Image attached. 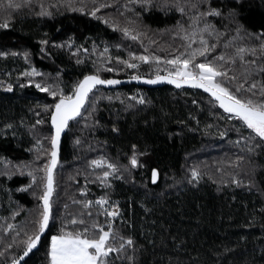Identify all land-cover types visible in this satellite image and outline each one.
<instances>
[{
	"label": "trees",
	"instance_id": "trees-1",
	"mask_svg": "<svg viewBox=\"0 0 264 264\" xmlns=\"http://www.w3.org/2000/svg\"><path fill=\"white\" fill-rule=\"evenodd\" d=\"M209 3L222 10L208 20L215 31L203 33L215 47L196 60L225 72L216 79L234 94L259 102L264 99V0ZM94 6L96 16L79 10ZM233 8L236 14H229ZM193 12H144L135 0H0V21L9 22L0 27V52L8 53L0 56V264L22 255L43 210L50 117L59 92L51 96L36 84L67 94L75 81L97 69L104 79L165 75L166 68L174 70L166 60L190 51L184 31L191 32ZM101 16L119 27L113 29ZM124 27L132 33L124 35ZM196 35L192 47L201 46ZM140 55L163 59L141 61ZM32 68L37 75H20ZM133 151L135 166L130 163ZM101 158L115 171L106 163L91 164ZM153 169L158 172L155 184ZM104 171L111 175L103 177ZM100 197L119 209L118 218L110 221L111 243L118 247L120 237L134 240L125 245L123 258L111 253L112 264H133L127 255L135 256V264H264V144L199 90L133 84L95 88L61 139L49 226L22 264H47L51 235L62 226L72 229L74 218L77 228L93 223L107 228L109 221L95 204Z\"/></svg>",
	"mask_w": 264,
	"mask_h": 264
},
{
	"label": "snow or ice",
	"instance_id": "snow-or-ice-1",
	"mask_svg": "<svg viewBox=\"0 0 264 264\" xmlns=\"http://www.w3.org/2000/svg\"><path fill=\"white\" fill-rule=\"evenodd\" d=\"M135 3L140 5L144 12H149L151 9L156 8L165 12L175 10L181 14H186L194 10L189 18L190 25H193L191 32L184 31V39L189 41L187 48H189L190 51L186 50V52L179 53L171 59L166 60L165 63L174 66V70H168L166 68L165 75H159L157 73L154 79L150 80L149 83L167 80L177 87L182 84H191L205 89L216 99V101H218L220 107H222L227 113L235 114L236 117L243 121L248 129H251L256 136L261 139V143L264 144V99H261L259 102H254L252 99L240 98L238 95L230 91L228 87H225L223 83L217 81L216 78L225 75V72L220 71L218 67L211 62L206 60L198 62L196 60L198 56L204 57L212 47H215V45H209L203 33L208 32L211 34L215 31L214 25L209 23L208 20L212 15H221L222 10L212 7L209 0H135ZM201 3H208V7L206 9H201ZM105 6V4H100L99 8ZM14 7H19V5H14ZM41 7L43 9V5H41ZM79 10L87 12L90 16H96L99 9L94 6L91 11H87L84 7H81ZM40 14L43 15L45 12L42 11ZM47 14L50 15L51 13ZM229 14H236V9H230ZM137 15L139 16V13H137ZM98 18L102 19L105 24H110L113 29L119 27V25L109 17L101 16ZM201 23L203 24L202 27L200 26ZM0 27H9L8 19L0 21ZM179 27L183 30V25H179ZM122 31L124 35H130L132 33V29L128 27H124ZM197 31L200 33L198 39L201 46L192 47L191 42L197 39ZM173 34L176 35L177 33L174 32ZM260 35H264V30H262ZM135 38H138V35H133V39ZM46 43L47 41H41V44ZM71 43L72 41L69 40V44ZM117 47H119V45H117ZM260 47L264 48V44L260 45ZM106 50L107 49H105V51ZM85 51H87V49H85ZM238 51L243 53L245 49L241 48ZM247 51L254 50L247 49ZM7 55V52H0V56ZM101 55H103V53ZM130 55L136 56L135 53H131ZM25 56L27 57L26 53ZM220 58L223 59L222 56ZM149 59L159 61L163 58L160 56L150 58L147 55H140L138 57V60L141 61H148ZM241 59H243V56H241ZM117 60H120V57H117ZM123 63L130 68L137 67L136 64L129 63L128 60H124ZM252 63L254 64L255 61H252ZM113 70L118 71L119 69ZM37 74L35 68L20 73L21 76L28 75L29 77ZM131 79L141 80L144 79V77L133 75L131 76ZM233 79H235V77H233ZM27 82L29 84L33 83L31 79ZM118 83L119 81L116 79L102 78L99 75V69H97L95 73H86L82 78L75 81L72 84V91L67 94H65L63 89H60L59 87H57L56 90H53L48 85H41L40 83L36 84L38 89L41 91H47L51 96L55 97L57 96V92H59V99L55 102L51 111V124L54 131L51 134L50 160L45 166L46 183L44 185L43 194L40 196L43 210L39 214V218L35 221L33 233L28 235L24 241L22 255L19 257H13L10 264H21L23 258L28 256L29 253L37 247L41 239V233H44L45 229L49 226L52 209L50 197L53 192V169L57 164L62 131L68 127L71 119L77 117L81 113L82 106L85 105V102L89 99V94L97 85H114ZM7 87L11 90L12 85L8 84ZM252 87H255V83ZM237 92H239V86L237 87ZM140 99L142 100V98ZM6 127H10V125H7ZM221 135H223V133H221ZM132 147L135 149L136 145H133ZM102 163H106L109 169L115 171L116 166L103 158L91 161L93 166ZM130 163L133 166L138 164L135 151H133V154L130 157ZM3 174L8 175L9 173ZM110 175V171L102 172V176L105 178ZM192 176H198L196 169H192ZM152 178L154 181L157 178L156 169L152 170ZM32 179L35 181L36 177L33 175ZM101 182L104 183V181ZM237 182L238 181L236 180L233 181V183ZM248 183L252 182L249 181ZM80 190L81 192L85 191L83 188ZM91 203V201H87V205H90ZM98 203L100 205H105L107 203L106 198L100 197ZM112 207L115 209L116 205H113ZM107 215L116 216L117 212L110 211L107 212ZM72 223L74 225L72 229L62 226L56 234L51 235L50 243L47 245L46 252L47 264H112L110 258L111 253H117V258H123L121 254L126 253L125 245L132 246L134 244L133 238L128 236L127 238L120 237L123 243L119 244L118 247L113 245L111 243V240L114 238L112 236L113 227L110 221L108 222L107 228L99 223H93L91 228H77L75 227V218ZM80 223L83 224L84 222L80 221ZM9 227H11V225H9ZM96 229H98V232L95 231ZM8 247L11 248L12 245H8ZM126 258L135 264L134 255H127Z\"/></svg>",
	"mask_w": 264,
	"mask_h": 264
},
{
	"label": "water",
	"instance_id": "water-1",
	"mask_svg": "<svg viewBox=\"0 0 264 264\" xmlns=\"http://www.w3.org/2000/svg\"><path fill=\"white\" fill-rule=\"evenodd\" d=\"M110 79H116V78H110ZM152 79H154V78H146V77H144V79H141V80H134V79H131V78H128V79H116V80L119 81L118 84H114V85H97L96 88L99 87V88H102V89L109 90V89L118 88V87H121V86H124V85H127V84H133V85H137V86H141V87H145V88H150V89H152V88H160V87H163V86H165V85H169V86H171V87H173V88H175V89H192V90H199V91H201L203 94H205L206 96H209V97H211L212 99H214V100L216 101V99H215L214 97H212L210 93H208L205 89H202V88H200V87H198V86H193V85H191V84H182V85H180L179 87H177L176 85L170 83V82L167 81V80L157 81V82H155V83H149V81L152 80ZM216 102H217L218 106H220L219 103H218V101H216ZM83 107H84V106H82V108H83ZM82 108H81V110H82ZM221 108H222V107H221ZM222 109H223V108H222ZM232 115L235 116V114H232ZM75 118H76V117H75ZM73 119H74V118H73ZM73 119H71V120H73ZM71 120H70V121H71ZM50 125H51V128H52V131H54V129H53V127H52V124H51V117H50ZM66 129H67V128H65V129L62 131V133H61L60 143H61V139H62V137H63V135H64ZM60 143H59V150H58V159H57V163H58V160H59V154H60ZM56 166H57V164H56ZM56 166H55V168H56ZM55 168L53 169V172H54ZM150 180H151V183H152V184H155V183L157 182V180H158V172H157V178L155 179V181H154L153 178H152V172H151V179H150ZM50 199H51V197H50ZM46 230H47V228L45 229V232H46ZM45 232H44V233H41V239L43 238ZM41 239H40V240H41ZM39 242H40V241H39ZM38 244H39V243H38ZM37 247H38V245H37ZM37 247L34 248L32 251L36 250ZM32 251H31V252H32ZM31 252H30V253H31ZM30 253H29V254H30ZM26 258H27V256L23 258V260L21 261V264L23 263V261H24Z\"/></svg>",
	"mask_w": 264,
	"mask_h": 264
},
{
	"label": "rangeland",
	"instance_id": "rangeland-1",
	"mask_svg": "<svg viewBox=\"0 0 264 264\" xmlns=\"http://www.w3.org/2000/svg\"><path fill=\"white\" fill-rule=\"evenodd\" d=\"M95 204L101 208L103 214L106 216V218L108 219V221H113L114 219L118 218V216H119V209L117 207L114 209L112 207L113 204L107 202L105 205H100L98 203V200L95 202ZM110 211H116L117 212V215L116 216H108L107 215V212H110Z\"/></svg>",
	"mask_w": 264,
	"mask_h": 264
}]
</instances>
